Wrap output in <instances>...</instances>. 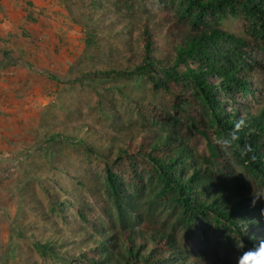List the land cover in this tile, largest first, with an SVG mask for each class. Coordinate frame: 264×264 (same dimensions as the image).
Masks as SVG:
<instances>
[{"label": "rangeland", "instance_id": "obj_1", "mask_svg": "<svg viewBox=\"0 0 264 264\" xmlns=\"http://www.w3.org/2000/svg\"><path fill=\"white\" fill-rule=\"evenodd\" d=\"M176 1L0 0V264H91L95 254L84 241L96 231L106 236L116 218L106 170L141 218L137 229L174 234L178 264H237L250 240L264 238V178L246 171L216 135L208 138L225 167L216 187L248 195L257 224L234 226L213 213L185 224L179 209L158 197L151 166L119 157L120 149L131 152L150 141L162 127V111L180 119L176 132L188 135L177 105L194 112L204 128L215 121L191 81L163 87L146 76L90 74L133 62L143 51L144 14L167 12ZM160 23L148 21L152 56L168 59L171 40ZM219 26L249 43L241 55L254 75L249 92L214 93L225 112L244 116L264 106V48L241 18L227 17ZM189 135L199 156H208L205 141Z\"/></svg>", "mask_w": 264, "mask_h": 264}, {"label": "trees", "instance_id": "obj_2", "mask_svg": "<svg viewBox=\"0 0 264 264\" xmlns=\"http://www.w3.org/2000/svg\"><path fill=\"white\" fill-rule=\"evenodd\" d=\"M169 9L144 14L146 19L139 29L143 51L133 62L127 61V65L119 69L112 67L90 74L105 78L146 76L152 85L163 87L171 81H191L204 95V101L215 117L214 123L204 128V123L194 112L178 105L177 108L183 114L187 132L205 141L208 156H199L189 134L176 132L180 119L162 111L158 116L162 127L154 132L150 141L138 144L131 152L120 149L119 157H130L136 162L139 159L151 166L159 186L158 197L179 209V221L190 224L193 216L213 213L234 226H252L257 221L251 219L255 210L244 201L248 195L243 197L230 192V186L216 187L215 181L222 180L220 176L225 167L220 151L208 135H216L246 171L264 178V106L244 116L237 111L230 115L214 97L215 92L228 97L235 92L247 93L254 78L252 68L241 57L249 43L222 30L220 22L227 17L241 18L264 48V0H178L171 2ZM149 20L161 22L160 27L170 37L171 56L168 59L152 56L154 47ZM156 63L158 73H155ZM179 66L184 67L183 71H179ZM158 74L165 80L156 78ZM210 76L220 82L212 86L207 82ZM240 120L244 124L237 129ZM167 126L170 129H166ZM106 180L115 207V224L106 236L96 231L84 241L83 248L95 254L87 261L91 264H178L181 245L174 234L164 229H137L136 222L141 218L134 216L136 211L131 199L123 194L119 181L110 170H106ZM105 242L109 244L105 245ZM254 244L249 241L250 246ZM95 247L101 249L97 251Z\"/></svg>", "mask_w": 264, "mask_h": 264}, {"label": "clouds", "instance_id": "obj_3", "mask_svg": "<svg viewBox=\"0 0 264 264\" xmlns=\"http://www.w3.org/2000/svg\"><path fill=\"white\" fill-rule=\"evenodd\" d=\"M244 124L243 120H240L236 124V128L240 129ZM260 196H256L252 204L253 206L256 203V198H259ZM264 214V212H262ZM234 240L236 241V247L238 249H244V243L241 237L237 238L234 237ZM252 239H256V237H251ZM237 264H264V238H260L257 240L256 244H254L253 247L248 248L247 250H244L241 252L239 257L237 258Z\"/></svg>", "mask_w": 264, "mask_h": 264}]
</instances>
